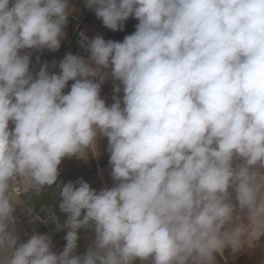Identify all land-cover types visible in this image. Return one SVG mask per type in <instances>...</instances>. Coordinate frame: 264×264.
Instances as JSON below:
<instances>
[{"label": "clouds", "instance_id": "9594fccd", "mask_svg": "<svg viewBox=\"0 0 264 264\" xmlns=\"http://www.w3.org/2000/svg\"><path fill=\"white\" fill-rule=\"evenodd\" d=\"M84 3L107 29L123 31L131 17L135 31L122 41L81 32L87 58L69 52L50 73L48 62L30 70L31 56L61 47L69 0H0V264H215L226 248H255L264 237V0ZM109 78L119 82L111 105L100 95ZM99 137L114 186L61 187L59 254L48 234L22 242L21 196L56 184L62 159L95 152ZM81 228L93 244L74 255Z\"/></svg>", "mask_w": 264, "mask_h": 264}, {"label": "rangeland", "instance_id": "374dc122", "mask_svg": "<svg viewBox=\"0 0 264 264\" xmlns=\"http://www.w3.org/2000/svg\"><path fill=\"white\" fill-rule=\"evenodd\" d=\"M90 12L86 16H90ZM92 22L96 21L95 17H91ZM138 21L134 18H129L124 22L125 27L123 31L109 30L105 34V40L111 39L114 41H122L126 35H129L135 31V25ZM77 24V23H76ZM69 29L67 23L64 31ZM71 37H64L61 40L60 51L57 53L56 59L64 58V56L71 51ZM35 56V52L32 53V58ZM88 56V55H87ZM86 56V58H87ZM59 68L54 71L58 73ZM74 81H69L68 85L64 89L67 93L70 91L71 84ZM118 81H114L111 78L106 79L101 86V98L105 99L107 105L113 103V86L118 84ZM121 99L123 92L117 94ZM9 128H14L13 122H9ZM108 141L106 137H99L96 144V150H88L83 157L72 156L71 158L65 157L62 159L61 164L58 166L59 176L56 184L51 187H45L41 190L39 195L33 192H28L21 196L23 203L16 206L14 215L20 220V230L17 233L21 241L24 242L32 234H46L47 229H51L48 224V219L51 216L60 217L59 224L63 225L67 219V214L63 213L59 209V203L61 202L60 189L69 181L76 182L79 179H83L93 188L99 191L102 187H113L114 181L111 178V166L109 165L110 154L107 151ZM59 185L60 187H58ZM32 209V216H39V220H33L32 216L28 215L27 209ZM57 228V225L54 226ZM64 236H59V241H55L56 238H52V242L60 244L63 250L66 245ZM80 251L79 255L86 254L89 247L92 246L94 240V232L88 228H81L79 235ZM220 255L226 261L218 256ZM215 256V264H264V242L260 243L253 249H247L233 254L230 249H225L223 255L217 253ZM134 264H141L137 259Z\"/></svg>", "mask_w": 264, "mask_h": 264}, {"label": "crops", "instance_id": "0c3cea01", "mask_svg": "<svg viewBox=\"0 0 264 264\" xmlns=\"http://www.w3.org/2000/svg\"><path fill=\"white\" fill-rule=\"evenodd\" d=\"M69 2H70V6L74 9V11L70 12L69 19H68L69 29L66 30V32H65L66 36L65 37H71V45H72V39H73L75 29H76L79 21H81L85 17H88L86 15L90 12V9H88L85 6L84 0H69ZM91 17H95V16H91ZM95 18H96V21H94V22H97L99 19L97 17H95ZM71 49H72V46H71ZM60 50L61 49L59 48L55 52H50L47 49H44L40 52H35V56L33 58L31 56L32 63L30 64V70L37 72V71H39L40 64H43L44 62H48V64L50 65V68H49L50 73H54V71L58 69L59 61L63 59V58L56 59L58 56L57 53ZM37 56H39V64L37 63V60H36ZM53 61H55L57 64V67H55V68L51 67V64ZM60 220H61L60 217H56V221H53L50 218L47 220L48 224L53 228L47 229L46 234L50 235L53 238H56L55 241H59L58 237L66 235V233L68 231V229H66V228H64L60 231H57V228H54V226H56L57 222H59ZM79 235H80V229L78 230L77 248H76L75 252L73 253L74 255H79V251H80ZM60 246H61L60 244L53 243L52 250L54 252H56L57 254H59L62 251Z\"/></svg>", "mask_w": 264, "mask_h": 264}, {"label": "built area", "instance_id": "2783aa9c", "mask_svg": "<svg viewBox=\"0 0 264 264\" xmlns=\"http://www.w3.org/2000/svg\"><path fill=\"white\" fill-rule=\"evenodd\" d=\"M91 16H95L94 11H92V10H91L89 17H85L84 19L79 21V23L75 29L73 39H72V49H71L72 54L82 55L85 58L88 55V52L85 49L81 48L80 45L78 44V41L80 40L79 34L81 32L85 33L90 38L94 37L96 35H102L104 37L105 34H107L109 32V29H107L106 27L103 26L102 21L100 19L97 22H92L90 20ZM23 195H25V194H23ZM16 228H17V233H18L20 230V220L18 218H17ZM262 242H264V237H261V240H260V242H258L257 245H259ZM139 262L141 263L140 260H139ZM149 264H151V262Z\"/></svg>", "mask_w": 264, "mask_h": 264}, {"label": "bare ground", "instance_id": "6f19581e", "mask_svg": "<svg viewBox=\"0 0 264 264\" xmlns=\"http://www.w3.org/2000/svg\"><path fill=\"white\" fill-rule=\"evenodd\" d=\"M116 182L114 181V184H115ZM218 255V254H217ZM218 256H220V255H218ZM221 257V256H220ZM222 258V257H221ZM225 258V257H224ZM224 258H222L223 259V261H226ZM142 263V262H141ZM150 263V261H145V262H143V264H149Z\"/></svg>", "mask_w": 264, "mask_h": 264}]
</instances>
